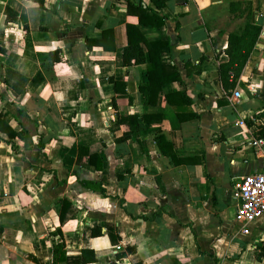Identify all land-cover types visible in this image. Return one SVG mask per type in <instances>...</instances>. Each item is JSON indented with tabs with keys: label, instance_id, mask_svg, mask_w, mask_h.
Returning <instances> with one entry per match:
<instances>
[{
	"label": "crops",
	"instance_id": "0c3cea01",
	"mask_svg": "<svg viewBox=\"0 0 264 264\" xmlns=\"http://www.w3.org/2000/svg\"><path fill=\"white\" fill-rule=\"evenodd\" d=\"M161 13L163 25L138 29L167 43L160 61L180 80L151 105L146 62L123 63L135 20L123 0H0V264H78L82 250L88 264H264V216L249 234L232 222L235 183L264 161L250 144L263 138L264 0H167ZM246 23L260 31L221 81L229 33ZM179 91L197 118L179 121ZM56 228L65 262L53 261ZM103 235L110 251L92 246Z\"/></svg>",
	"mask_w": 264,
	"mask_h": 264
},
{
	"label": "trees",
	"instance_id": "16d2710c",
	"mask_svg": "<svg viewBox=\"0 0 264 264\" xmlns=\"http://www.w3.org/2000/svg\"><path fill=\"white\" fill-rule=\"evenodd\" d=\"M167 0H149L151 6H143L141 0H123L126 6V13L128 17H134V21H127L125 25L127 43L123 52V63L126 66L135 65L146 62V77L147 81L139 85V91H141L144 103L154 105L156 101V95L161 89L162 85L168 84L170 82H176L180 80V76L176 68L169 64H163L160 61L159 49L165 45L166 42L162 41H148L139 31L138 25H148L151 27H160L164 24L166 16L161 13V9L165 6ZM42 5V1L39 2ZM8 12V9H5ZM16 17V14H15ZM243 32L240 35H235L229 33L228 36V46L226 48V53L229 57V62L226 65H219V75L221 81L224 75V68L229 66L230 63H236L241 67L245 60L247 59L248 50L243 52L237 50L236 44L243 42L245 35H251V44L255 41L260 28L258 26H253L252 24L246 23ZM106 33L103 34V38ZM87 47L92 44L102 45V40H89L85 41ZM143 43L147 49V57L143 53L142 47ZM250 44V46H251ZM104 45V44H103ZM102 45V46H103ZM105 47V46H104ZM176 98H178L179 103L173 104L175 114L179 121L188 118H197V114L190 111L188 108L191 104V100L185 95L183 91L177 92ZM167 98V95H165ZM170 101V99H169ZM175 105V106H174ZM140 117L138 116H127L126 121L129 126H138V121ZM0 129H2L0 121ZM130 132L134 131L129 129ZM127 134L125 133V136ZM260 136L264 138V125L260 127ZM163 142V139L158 137L157 143L159 146ZM164 153L163 150H161ZM167 152L165 151V154ZM171 157L174 159V155L170 152ZM177 162V161H175ZM50 235L57 236L56 240L52 238V249H53V261L54 262H65V251L64 243L61 231L56 228ZM264 258V242L258 247L257 260ZM95 260L94 253L90 250L81 251V259L78 264H88Z\"/></svg>",
	"mask_w": 264,
	"mask_h": 264
},
{
	"label": "built area",
	"instance_id": "2783aa9c",
	"mask_svg": "<svg viewBox=\"0 0 264 264\" xmlns=\"http://www.w3.org/2000/svg\"><path fill=\"white\" fill-rule=\"evenodd\" d=\"M234 95L239 97L240 93ZM250 144L264 156V138H253ZM232 195L237 201L232 222L243 234H249L251 224L264 216V161L256 172L235 183Z\"/></svg>",
	"mask_w": 264,
	"mask_h": 264
},
{
	"label": "clouds",
	"instance_id": "9594fccd",
	"mask_svg": "<svg viewBox=\"0 0 264 264\" xmlns=\"http://www.w3.org/2000/svg\"><path fill=\"white\" fill-rule=\"evenodd\" d=\"M33 6H36V5H33ZM0 19H2V17H0ZM0 27H2V25H0ZM14 30H15V29H5V30H4V35L6 36L8 32H10V31H14ZM17 35H19V32H17ZM55 67H56L57 69H59V68L62 67V65L58 63ZM63 71H64V72H69L70 69H69L67 66H65V67H63ZM71 75H72V76H76L77 73H76L75 71H72V72H71ZM246 77H247V71L245 72V77H244V78H246ZM260 86H261V85H260L259 83H253V84L251 85V88H252V90H255L256 88H258V87H260ZM57 99H58V100L60 99L59 94H57ZM33 141H35V137H33ZM0 147H4V145H3L2 143H0ZM9 150H10V149H9ZM45 152H47V149H45ZM70 179H71V178H70ZM101 202L104 203L105 205L107 204V201H106V200L101 201ZM90 203H91V200H90ZM52 218L55 219V213H52ZM72 223H75V221H73ZM121 235L123 236L124 234L121 233ZM16 238H17L18 241L20 240V236H19V235H17ZM128 239H131V238H128ZM126 242H127V241H122L121 243H126ZM26 244H27V242H25V244H22L21 246L23 247V246H25ZM92 246H93L95 249H97V250H99V249H101V248H105V249H108L109 251L111 250V247H112V245L110 244V241H109V238L107 237V235H103V236H100V237H98V238L93 239V240H92ZM116 247H120V245H116ZM4 264H7V262L5 261ZM125 264H128V261H127V260H125Z\"/></svg>",
	"mask_w": 264,
	"mask_h": 264
}]
</instances>
